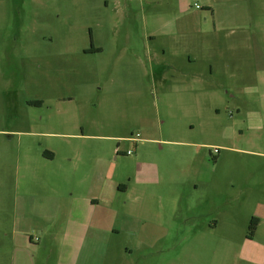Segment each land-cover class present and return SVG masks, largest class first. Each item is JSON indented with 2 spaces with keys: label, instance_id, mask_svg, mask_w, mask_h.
<instances>
[{
  "label": "rangeland",
  "instance_id": "374dc122",
  "mask_svg": "<svg viewBox=\"0 0 264 264\" xmlns=\"http://www.w3.org/2000/svg\"><path fill=\"white\" fill-rule=\"evenodd\" d=\"M60 143L172 202L107 221L102 264H264V0H0V264Z\"/></svg>",
  "mask_w": 264,
  "mask_h": 264
},
{
  "label": "crops",
  "instance_id": "0c3cea01",
  "mask_svg": "<svg viewBox=\"0 0 264 264\" xmlns=\"http://www.w3.org/2000/svg\"><path fill=\"white\" fill-rule=\"evenodd\" d=\"M81 136L53 133V139L60 140L78 137L77 140L82 142L85 139ZM59 149L53 150V154L44 153L53 161V182L33 183V189L39 192L22 197L20 222L24 226L12 231L16 255L11 264H102L110 240L116 237V229L106 227L107 221L120 216H157L160 211L155 212L157 207L172 205V202L168 205L158 198L154 210L151 190L136 197L140 202L142 199L140 209L128 210L116 205L120 193L128 192L130 187L114 182L108 169L102 172V159H97L94 167L89 168L83 163L85 150L81 147L71 149L60 143ZM59 152L64 158L61 163ZM74 159H78L80 164L67 165ZM136 163L140 170L143 167L148 171L155 170L157 175L155 163L144 165L140 160ZM45 174L52 172L46 171ZM147 248L153 249L154 245L148 244Z\"/></svg>",
  "mask_w": 264,
  "mask_h": 264
},
{
  "label": "trees",
  "instance_id": "16d2710c",
  "mask_svg": "<svg viewBox=\"0 0 264 264\" xmlns=\"http://www.w3.org/2000/svg\"><path fill=\"white\" fill-rule=\"evenodd\" d=\"M33 103L38 104V102H33ZM257 225H258V220L256 218H252L250 221V226H249L252 234L255 231Z\"/></svg>",
  "mask_w": 264,
  "mask_h": 264
},
{
  "label": "built area",
  "instance_id": "2783aa9c",
  "mask_svg": "<svg viewBox=\"0 0 264 264\" xmlns=\"http://www.w3.org/2000/svg\"><path fill=\"white\" fill-rule=\"evenodd\" d=\"M136 136H137V135H136ZM136 140H137V138H131V139H128V141H130V142H135ZM127 154L130 155L131 152L128 151ZM35 240H37V239H35Z\"/></svg>",
  "mask_w": 264,
  "mask_h": 264
}]
</instances>
